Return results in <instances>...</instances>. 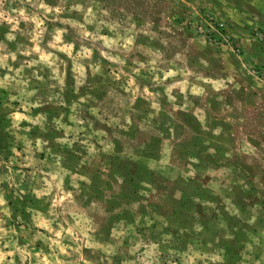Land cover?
Listing matches in <instances>:
<instances>
[{
    "label": "rangeland",
    "instance_id": "1",
    "mask_svg": "<svg viewBox=\"0 0 264 264\" xmlns=\"http://www.w3.org/2000/svg\"><path fill=\"white\" fill-rule=\"evenodd\" d=\"M0 264H264V0H0Z\"/></svg>",
    "mask_w": 264,
    "mask_h": 264
}]
</instances>
